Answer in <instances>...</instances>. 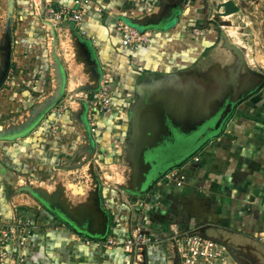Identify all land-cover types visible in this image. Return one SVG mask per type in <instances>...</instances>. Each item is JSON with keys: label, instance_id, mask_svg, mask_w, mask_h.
Here are the masks:
<instances>
[{"label": "crops", "instance_id": "1", "mask_svg": "<svg viewBox=\"0 0 264 264\" xmlns=\"http://www.w3.org/2000/svg\"><path fill=\"white\" fill-rule=\"evenodd\" d=\"M52 1L55 7L73 5V0ZM175 1L146 0L135 4L130 0H91L103 12L89 8L79 26L69 23L66 27L76 40L77 59L91 82H80L85 76L77 68L82 78H75L76 84L82 83L88 90L96 83L89 57L83 55L80 44L86 45L91 60L97 63L98 74L103 71L112 78V109L97 115L96 134H90L84 112L79 123L85 125L82 130L73 114H57L50 108L27 134L0 139V227L25 220L30 224L23 250L25 264H132L131 256L121 248H105L99 240L78 235L37 205L29 192L30 196L21 194L24 188L17 187L21 179L56 170L60 161L71 158L72 162H80L91 143L93 158L98 156L104 161L105 156L96 154L102 149L111 154L120 152L116 133L122 144L128 135L129 108L138 92L166 90L181 95L185 92L195 100L206 99L211 88L218 85L216 78L226 76L235 63L234 56L221 47L219 31L225 32L221 24L241 23L247 16L264 22V0H244L245 8L237 0H187L171 27L150 30L152 40L148 47L134 51L121 45L116 31L119 21L129 25L127 19L140 21L150 12L157 16ZM14 2L25 10L30 6L22 0ZM256 28L243 32L240 26H234V32L225 34L235 46L241 44L231 40V35L238 32V36H245L241 40L245 45L264 46V27ZM194 29L201 30V34L194 35ZM77 30L85 35L78 36ZM39 48L42 46H11L13 64L0 88L7 93L5 96L19 102L39 98L36 93L40 94L43 88L49 90L54 79L50 62L56 58L46 53L44 58ZM246 57L252 68L264 74L254 59ZM62 70L64 73L63 67ZM13 108L12 104L1 105L0 113L6 110L2 113L8 115ZM178 173L185 175L181 186L166 177L146 197L112 192L119 204H152L150 222H143V226L124 221L113 228L117 212L101 191L103 207L112 218L110 233L122 239L133 230H140L156 238L157 243L145 252V264H178L172 237L201 229L208 237L237 247L255 264H264V88L237 108L220 137L212 139L193 159L168 175ZM7 251L6 264H16L20 249L15 235ZM229 264L237 263L233 260Z\"/></svg>", "mask_w": 264, "mask_h": 264}, {"label": "water", "instance_id": "2", "mask_svg": "<svg viewBox=\"0 0 264 264\" xmlns=\"http://www.w3.org/2000/svg\"><path fill=\"white\" fill-rule=\"evenodd\" d=\"M245 8L244 0H237ZM187 0H176L173 4L165 7L157 16L146 17L140 21H126L143 34L150 30H163L167 21L175 13L173 21L177 17ZM14 0H7L8 19L13 11ZM9 21V20H8ZM172 21V22H173ZM9 23L7 28H9ZM221 47L230 52L235 63L227 70V74L216 78L218 85L203 100H195L194 97L179 92H149L137 93V99L129 108V128L123 145V161L129 168L127 186L116 185V187L129 194L133 198L146 197L153 193L155 187L166 178V176L177 169L182 168L188 161L193 159L212 139L220 137L235 115L237 108L250 97L256 95L264 88V74L249 66L243 51L230 43L224 31H219ZM83 55L89 57L96 83L90 90H95L98 85L99 74L97 63L91 60L85 44H80ZM10 54V53H9ZM4 60V74L0 77L1 83L6 80L8 61L10 56ZM6 61V62H5ZM55 77L58 81L57 90L51 98L38 107L30 110L32 117H28L22 123L4 128L0 126V139H9L27 134L35 127L37 122L54 102L62 95L65 78L62 67L55 60ZM193 95V93H192ZM198 101V102H196ZM125 136V133H123ZM90 155L94 153L91 144ZM91 156L89 160L91 159ZM95 188L91 193L90 204L94 205L96 211L102 215L99 184L94 183ZM97 185V186H96ZM39 201L44 208L58 219L63 225L70 228L78 235L88 239L105 241L109 235V228L104 222L101 229L96 232L89 228L83 229L78 225L72 215L61 206L59 200L47 198L45 194L24 188ZM79 214L85 215L84 212ZM92 219H90V224ZM206 239L222 245L231 258L237 264H255L254 261L244 256L237 247L228 245L225 241L216 240L203 234V229L191 232ZM96 236V237H95ZM174 251L178 257L177 248ZM145 264V253H142Z\"/></svg>", "mask_w": 264, "mask_h": 264}, {"label": "rangeland", "instance_id": "3", "mask_svg": "<svg viewBox=\"0 0 264 264\" xmlns=\"http://www.w3.org/2000/svg\"><path fill=\"white\" fill-rule=\"evenodd\" d=\"M22 1L28 2L30 4V8L26 7L27 12L29 13H25L26 10L23 8V6H18L14 2L11 17L10 19H8L7 0H0V76L4 74V60H6L5 58H7L9 53L11 54V46H42V49L39 48L41 51V55H43V57L45 58L44 53H46L48 57H55L56 61L64 69V89L62 95L51 106V109H53V111L57 114H63L67 111L68 113L73 114V117L78 123L79 127L82 130H85V125L80 126L79 124L81 123V121H83L82 116L83 112L85 111L84 105L82 104L83 102H81L80 100L81 95L79 94H85L88 92H92L93 90H87L82 83L80 85L76 84L75 78L78 77V80L79 78H82L80 77L81 75L78 74L79 69V71H81V73L85 76V79L80 82H85L84 84L88 85H90L91 82H88V74L86 73L85 69L83 70L82 65L77 59L78 55L77 53H75V51L78 50V46H76V40L73 35L70 34V32L66 29L70 22L66 20L61 22L57 28H50L48 23L45 21L46 11L44 9L43 0ZM153 14L151 12L147 13V16L143 17L142 19L151 17L153 16ZM260 20V18L252 19L251 17L247 16V18H244V21L241 23H231V21H229L228 23V21L224 22L223 20L224 23H222L221 26L223 30L227 32V34L234 32V26H240L241 29H243V32H247L251 31L252 29H257V26L264 27V22H260ZM215 21L218 22V20ZM219 22L221 23V21ZM8 23L10 26L9 28H7ZM174 23L175 21L167 23L165 25V28L171 27ZM77 33L78 36L82 37V35L79 34L78 30ZM74 35L77 36V34L75 33ZM238 35H240L239 32L237 34L233 33L231 35V40H235L237 43L241 44V46L237 47L243 51L246 59V55H248L255 60V64H258L264 69V46L245 45L243 41H241L245 39V36ZM117 36L118 38H120L119 34H117ZM27 49L33 50L29 47ZM55 63L56 62L54 61L50 62L52 75L54 77L53 82L49 86L50 88L48 91H46L47 89L45 90L43 88L44 85H42L43 89L40 94L36 93V96H40L39 98H32L29 100L21 99L19 100V102H17L14 99H10L9 97L5 96L7 94L6 92L0 91V107L1 105L11 106V104L12 106H14V108L11 110L12 112H10L8 115L2 113L6 112V110H3L0 113L1 127L9 128V126L22 123L28 117L33 116H31L29 112L30 110H32L34 107L40 106L41 104L45 103L47 99L52 97L58 87V81H56L55 77ZM12 64L13 63L9 58L6 76H8L9 69H11ZM77 68L79 69L77 70ZM43 70H45V68L41 71ZM97 70L99 71L98 67ZM23 72L26 74L28 73V70L25 69V71ZM101 73H103V71H101ZM4 81L1 83L0 80V88L3 87ZM10 97L12 98L13 96ZM104 134L108 135L107 132H104ZM116 134V143L119 149L118 151L120 152L111 154V151L102 149V151H97L96 154H99L103 157L105 156V160H100V157L98 158V156H95L93 158L90 155L91 151L89 149L92 146L91 143L88 148L89 150H87V153L83 155L84 158L80 162H72L71 158L60 161L56 166V170L49 169L50 171H46L43 176H29V179H21L22 183L20 184V186L18 185V190L20 188L28 187L30 188V190H37L45 195H49L53 191L58 192L61 195V200L66 203V206H68V208L70 209H74L82 204L88 206L90 194L95 188L94 183H96L99 184L100 191H103V193L106 194V199L109 202L114 203L113 210L117 213H115L114 215L115 223L112 224L113 228H115L118 224H123L124 221L128 225H130L131 222L133 224L137 222L140 226H143V222H150L151 208L149 206H152L151 203L142 201L133 204L129 202L130 205L127 206V204L124 202H121L120 204L117 203V197H113L115 196V194L112 193L113 191L115 193L121 192L125 196H128L124 191H121L116 187V185L127 186L129 175V168L123 161V145L125 144V141H123L122 144L119 143L118 141L121 137L119 136V133ZM88 143L90 142L88 141ZM90 156L91 159L89 160ZM20 175H22V173ZM21 194H27L28 196H30V194H28L26 190H24ZM12 196L15 197V195ZM36 203L43 210L48 212L39 201L36 200ZM37 205L35 207H37ZM131 219H133V221H131ZM110 236L113 237L114 235L110 233ZM231 262H233L232 258L230 259V263Z\"/></svg>", "mask_w": 264, "mask_h": 264}, {"label": "built area", "instance_id": "4", "mask_svg": "<svg viewBox=\"0 0 264 264\" xmlns=\"http://www.w3.org/2000/svg\"><path fill=\"white\" fill-rule=\"evenodd\" d=\"M43 1L46 11L45 21L53 29L66 20L73 26H79L89 8L98 13L103 12L102 8L93 4L91 0H73L71 7H55L52 0ZM130 1L139 4L146 0ZM116 31L120 36L121 45L134 51L148 47L152 40L150 31L141 34L135 27L122 21H119L116 25ZM193 33L199 36L201 30L194 29ZM80 35H85V32L80 31ZM111 85V76L103 72L99 76L98 85L95 90L79 94L81 95L80 100L84 105V119L90 134H96L97 115L108 113L112 109L114 93ZM166 177L175 180L176 186H181L185 179V175L182 173L167 175ZM13 235L16 236V242L20 249V255L16 264H25L23 250L26 248L27 239L30 235V224L27 220L25 222H16L15 226L0 227V264H6L7 248L13 240ZM157 241L156 238L147 235L143 231L133 230L125 238L119 239L109 235L105 241L100 242H102L105 248H121L125 254L131 256L132 264H141L143 261L142 253L149 250ZM171 241L177 248L180 264H229L231 259V256L222 245L197 234H176L172 237Z\"/></svg>", "mask_w": 264, "mask_h": 264}, {"label": "flooded vegetation", "instance_id": "5", "mask_svg": "<svg viewBox=\"0 0 264 264\" xmlns=\"http://www.w3.org/2000/svg\"><path fill=\"white\" fill-rule=\"evenodd\" d=\"M174 17H175V13L172 14V17L167 21V23H171L174 20ZM93 191L94 190H92V192ZM99 194L102 197L101 191L99 192ZM46 197L50 198V199H53L55 201L59 200L62 203L61 206L63 208H65L70 215L73 216L75 221L78 222V225L81 228H83L84 230L89 228L91 231L96 232L97 230L101 229L100 226L104 222V224L107 225V228H109V233H110L111 224H112V218L110 216V213L108 211H106V209L103 207L102 200H101V205H100L101 210H102V215H101L99 212L96 211L95 206L90 204L91 203L90 202L91 201L90 200L91 194H90V197H89L88 206H85V205L82 204V205H79L78 207H76L74 209H72V208L70 209V208H68V206H66V203L63 200H61V195L58 192L53 191L49 195H46ZM79 212L80 213L84 212L85 215L81 216L79 214ZM90 219H92V221H91L92 224L89 226Z\"/></svg>", "mask_w": 264, "mask_h": 264}, {"label": "bare ground", "instance_id": "6", "mask_svg": "<svg viewBox=\"0 0 264 264\" xmlns=\"http://www.w3.org/2000/svg\"><path fill=\"white\" fill-rule=\"evenodd\" d=\"M248 59H249V60H252V58H251V57H249V56H248ZM80 104H81V103H80Z\"/></svg>", "mask_w": 264, "mask_h": 264}]
</instances>
